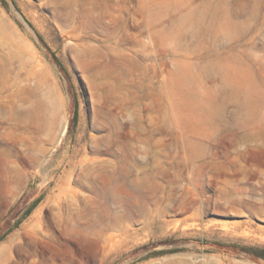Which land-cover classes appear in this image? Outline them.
<instances>
[{"label": "rangeland", "instance_id": "374dc122", "mask_svg": "<svg viewBox=\"0 0 264 264\" xmlns=\"http://www.w3.org/2000/svg\"><path fill=\"white\" fill-rule=\"evenodd\" d=\"M99 165L43 264H264V0H0V243Z\"/></svg>", "mask_w": 264, "mask_h": 264}, {"label": "bare ground", "instance_id": "6f19581e", "mask_svg": "<svg viewBox=\"0 0 264 264\" xmlns=\"http://www.w3.org/2000/svg\"><path fill=\"white\" fill-rule=\"evenodd\" d=\"M107 177L105 166L99 165L89 170L84 179L75 178L78 187L90 192L85 195L80 194L70 179L58 180L46 203L39 204L28 219L0 243V264H43L44 256L60 239H67L84 228L102 226L108 213ZM69 195L73 201L70 197L67 199Z\"/></svg>", "mask_w": 264, "mask_h": 264}, {"label": "trees", "instance_id": "16d2710c", "mask_svg": "<svg viewBox=\"0 0 264 264\" xmlns=\"http://www.w3.org/2000/svg\"><path fill=\"white\" fill-rule=\"evenodd\" d=\"M56 59V58H55ZM76 112L74 114L73 122L75 121ZM36 201H34L35 203ZM30 208L26 210V212L29 211ZM240 250L245 251L247 253H251L255 257H261L264 258V248H259L255 246H241L239 247ZM160 252H165V250H161Z\"/></svg>", "mask_w": 264, "mask_h": 264}]
</instances>
